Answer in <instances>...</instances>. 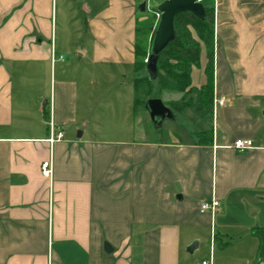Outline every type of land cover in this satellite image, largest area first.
I'll return each mask as SVG.
<instances>
[{
    "label": "crops",
    "instance_id": "1",
    "mask_svg": "<svg viewBox=\"0 0 264 264\" xmlns=\"http://www.w3.org/2000/svg\"><path fill=\"white\" fill-rule=\"evenodd\" d=\"M151 6L0 0V264H264V0H213V100L223 104L210 124L198 119L211 145L197 130L132 144L111 132L118 116L127 122L114 83L127 87V66L134 75ZM206 63L201 46L192 87L205 83ZM50 120L63 132L52 145ZM239 139L253 147L236 151ZM211 199L219 207L201 212ZM208 236L246 243L212 255L198 250Z\"/></svg>",
    "mask_w": 264,
    "mask_h": 264
},
{
    "label": "trees",
    "instance_id": "2",
    "mask_svg": "<svg viewBox=\"0 0 264 264\" xmlns=\"http://www.w3.org/2000/svg\"><path fill=\"white\" fill-rule=\"evenodd\" d=\"M205 8L206 19L199 20L189 14H179L174 18L175 38L167 49L159 54L156 64L155 83L159 92L168 91L181 94L180 99L165 103L175 114L186 109L203 123L210 124L213 109V0H200ZM153 25L144 31L136 30L134 43V75L130 80L133 89V109L143 108L152 98V80L145 71L149 40ZM151 40V37H150ZM201 46L205 49L207 63L204 69L206 81L200 87L191 86V69L199 67ZM194 135L199 145H211V129L199 128Z\"/></svg>",
    "mask_w": 264,
    "mask_h": 264
},
{
    "label": "rangeland",
    "instance_id": "3",
    "mask_svg": "<svg viewBox=\"0 0 264 264\" xmlns=\"http://www.w3.org/2000/svg\"><path fill=\"white\" fill-rule=\"evenodd\" d=\"M147 2V1H146ZM151 2V7L153 9H151L149 12H147V18L141 23L139 24L140 27V31H144L146 26L148 27L150 24L153 25V30L154 27L156 25L157 22V15L155 13V9L157 8L158 4H156V2H159L158 0H150ZM163 2V1H162ZM200 2V1H199ZM156 4V5H155ZM140 15V14H139ZM152 30V33H153ZM152 35V34H151ZM150 37H148L149 43H150ZM148 43V44H149ZM132 78V68H128L127 66V87H124L123 83H119L118 81H116L114 83V86H117V94H116V98H117V102H119L120 104H122L121 108L122 109H126L127 110V122L126 125H121L119 124V117H117L118 114L121 113V109L116 108V126H111L110 128L112 129L111 132H114V137L116 138V140H126L127 144H132V143H136L139 142V140H150L153 138H156V136H160L163 140H167V139H173L176 137L182 138L185 135V130H191V131H196L198 130V125H200L201 122H199L198 119H193L192 120H188L185 116H190L193 117L192 114L190 113V111L188 109H186L182 114H177L174 120H167L164 121L161 128L159 129H155L151 122L150 119L148 117L147 112L143 109V108H139L137 110L133 109V90H132V86L130 83V80ZM97 80V79H96ZM119 83V84H118ZM98 84H100L101 87H103L104 85L102 84V81L98 82ZM97 83H94L92 88H96L98 89L99 85ZM111 85H113L112 82H110V84L107 87H111ZM121 86L120 91H118L119 87ZM152 86H153V92L152 95L155 96V98H163V100L166 102H168L167 100H178L180 95L175 93H170V92H162L159 93L158 92V88L157 85L155 83L154 80H152ZM126 88V92L123 91V89ZM96 95V94H95ZM98 96L97 99V104H100V107H103L104 110H107L109 108H111V105H107V104H112L111 99H108L106 101H101L104 97H102L101 94L96 95ZM103 104H106L105 106H102ZM110 112L112 109H109ZM186 125V126H185ZM188 126V129H187ZM223 238H221L220 236H217L216 239H214L213 236V240L211 238V243H210V238L209 236L205 239L202 238L201 239V243L200 246L198 247V250L202 249V245H206V251L207 254L209 252L210 249V245L212 248V255L215 251H222L225 249H240L241 246H243V243H246L244 241L245 238L242 237L239 242H237V239L232 238H225L224 240L228 243H225V241H222ZM196 243V241H193L191 243L194 244ZM225 247V248H224ZM237 247V248H235ZM198 253V252H197ZM208 260V259H207ZM257 260H260L257 256Z\"/></svg>",
    "mask_w": 264,
    "mask_h": 264
},
{
    "label": "water",
    "instance_id": "4",
    "mask_svg": "<svg viewBox=\"0 0 264 264\" xmlns=\"http://www.w3.org/2000/svg\"><path fill=\"white\" fill-rule=\"evenodd\" d=\"M139 10L141 12L145 10V2L140 4ZM155 13L158 15V19L149 43L145 66L150 80L155 79L159 54L164 52L175 38L174 18L179 14H189L202 21L206 19L205 8L198 0H164L157 6ZM143 109L147 112L155 129L161 128L164 121L174 120L175 117V113L158 98L148 99ZM255 234L261 241L258 258L262 259L264 256V230H258ZM195 246L196 243L190 249ZM108 248V245L105 244L106 252L110 250Z\"/></svg>",
    "mask_w": 264,
    "mask_h": 264
},
{
    "label": "built area",
    "instance_id": "5",
    "mask_svg": "<svg viewBox=\"0 0 264 264\" xmlns=\"http://www.w3.org/2000/svg\"><path fill=\"white\" fill-rule=\"evenodd\" d=\"M157 15V14H156ZM158 17V15H157ZM223 101L222 100H213V109L212 112L214 111L215 105H222ZM48 128H49V137L46 140V142L50 145L55 143L56 141H59L63 138V132L59 128L55 127L54 123L52 120L49 121L48 123ZM253 147V143L250 140H236L232 144V148L235 149L236 151H244L251 149ZM41 174L45 178H50L52 175V167H51V160L44 161L41 165ZM217 207H219V202L216 199H211L209 202H203L200 205V211L205 212V211H210L213 212ZM213 240V236H212ZM210 259L209 260H204L201 261L199 264H210Z\"/></svg>",
    "mask_w": 264,
    "mask_h": 264
}]
</instances>
